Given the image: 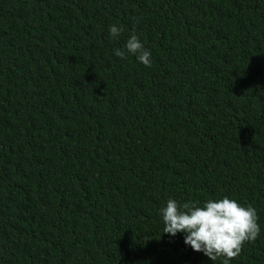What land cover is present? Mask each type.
Returning a JSON list of instances; mask_svg holds the SVG:
<instances>
[{"label": "trees", "instance_id": "obj_1", "mask_svg": "<svg viewBox=\"0 0 264 264\" xmlns=\"http://www.w3.org/2000/svg\"><path fill=\"white\" fill-rule=\"evenodd\" d=\"M224 197L264 264V0H0V264H223L160 210Z\"/></svg>", "mask_w": 264, "mask_h": 264}, {"label": "clouds", "instance_id": "obj_2", "mask_svg": "<svg viewBox=\"0 0 264 264\" xmlns=\"http://www.w3.org/2000/svg\"><path fill=\"white\" fill-rule=\"evenodd\" d=\"M122 31L116 25L109 26L111 39H117ZM115 55L121 59L133 55L140 63L151 66V52L135 34L127 39L122 49L115 50ZM160 215L165 225L164 234L175 237L178 233H185L187 246L195 252H202L213 262L223 257V264L237 258L243 245L256 241L261 231L257 210L228 197L208 200L202 206L193 201L181 205L169 199ZM149 241L146 239V243Z\"/></svg>", "mask_w": 264, "mask_h": 264}]
</instances>
